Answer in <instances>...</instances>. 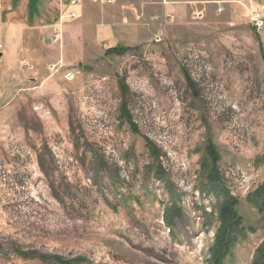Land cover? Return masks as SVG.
I'll use <instances>...</instances> for the list:
<instances>
[{
	"label": "rangeland",
	"instance_id": "obj_1",
	"mask_svg": "<svg viewBox=\"0 0 264 264\" xmlns=\"http://www.w3.org/2000/svg\"><path fill=\"white\" fill-rule=\"evenodd\" d=\"M65 5L0 0V264H213L216 201L198 188L207 143L245 228L219 264H251L264 240V203L249 201L264 184V26L250 17L264 20V0L119 33ZM167 184L182 207L171 227Z\"/></svg>",
	"mask_w": 264,
	"mask_h": 264
},
{
	"label": "trees",
	"instance_id": "obj_2",
	"mask_svg": "<svg viewBox=\"0 0 264 264\" xmlns=\"http://www.w3.org/2000/svg\"><path fill=\"white\" fill-rule=\"evenodd\" d=\"M129 47L115 46L108 48L107 53L122 54ZM122 117L125 118L137 130L132 122V119L127 112L126 108H122ZM145 145L152 161L148 164V170L152 174V178L161 180L164 173V168L161 166L160 158L162 153L160 149L145 137ZM205 156L201 159V166L198 171L200 186L199 191L205 195H212L215 198L214 209L217 212L216 218L218 227L215 231V241L210 248V258L213 264H219L226 252L229 250L231 243L235 240L233 237L242 233L245 228L242 226V218L236 210L237 199L230 195L229 188L225 185V178L220 171L219 155L214 147L207 143L205 149ZM264 159V154H263ZM169 203L165 207V218L167 224L171 227L173 224L174 216L180 215L182 211L181 205L177 203L180 195L170 185L167 184ZM250 200L253 204L257 205V200L261 199L264 203V184H261L255 189L251 195ZM251 264H264V240L255 250L254 257Z\"/></svg>",
	"mask_w": 264,
	"mask_h": 264
},
{
	"label": "crops",
	"instance_id": "obj_3",
	"mask_svg": "<svg viewBox=\"0 0 264 264\" xmlns=\"http://www.w3.org/2000/svg\"><path fill=\"white\" fill-rule=\"evenodd\" d=\"M77 1L74 5H65L67 12L71 11L81 19L93 20L95 24L105 21L119 33L121 30L133 28L135 24L145 23L143 21H152L159 13L175 11L182 16L184 7L209 10V7H225L226 4L237 0H165V3L161 0H116L104 4L96 0ZM246 1L250 3L249 7L254 8L259 6L262 0ZM89 9H96L98 13L94 15Z\"/></svg>",
	"mask_w": 264,
	"mask_h": 264
},
{
	"label": "built area",
	"instance_id": "obj_4",
	"mask_svg": "<svg viewBox=\"0 0 264 264\" xmlns=\"http://www.w3.org/2000/svg\"><path fill=\"white\" fill-rule=\"evenodd\" d=\"M98 1L99 3L101 4H104V3H111V2H114L116 0H96ZM163 3H165V0H161ZM78 1L77 0H70V4L71 5H74L75 3H77ZM253 14V13H252ZM251 14V15H252ZM68 17H72L74 16L75 14L73 12H69L67 13ZM250 22H251V25L253 26V28L256 30V31H260L263 26H264V20L261 16V14L259 13H254L252 17H250ZM161 31H159V33H157L155 35V38H154V41L155 42H159L161 40ZM52 40L54 41H58V38L57 37H54Z\"/></svg>",
	"mask_w": 264,
	"mask_h": 264
}]
</instances>
